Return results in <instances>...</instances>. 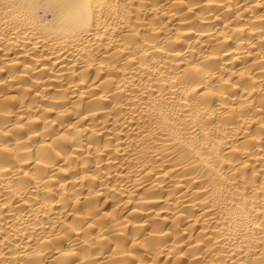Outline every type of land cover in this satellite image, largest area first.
I'll return each mask as SVG.
<instances>
[{
  "label": "bare ground",
  "instance_id": "bare-ground-1",
  "mask_svg": "<svg viewBox=\"0 0 264 264\" xmlns=\"http://www.w3.org/2000/svg\"><path fill=\"white\" fill-rule=\"evenodd\" d=\"M0 264H264V0H0Z\"/></svg>",
  "mask_w": 264,
  "mask_h": 264
}]
</instances>
